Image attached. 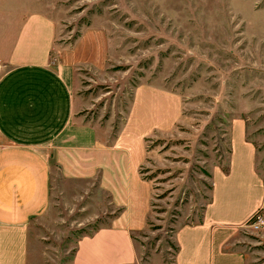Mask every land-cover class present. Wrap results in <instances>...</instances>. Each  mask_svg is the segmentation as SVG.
<instances>
[{
  "label": "rangeland",
  "instance_id": "rangeland-1",
  "mask_svg": "<svg viewBox=\"0 0 264 264\" xmlns=\"http://www.w3.org/2000/svg\"><path fill=\"white\" fill-rule=\"evenodd\" d=\"M46 1L58 28L50 65L68 78L74 120L142 156L151 190L148 223L133 233L138 264H173L176 229L199 222L213 169L228 168L235 117L264 178V0ZM77 185L83 194L59 183L35 220V264H73L78 239L117 211L96 181ZM250 224L227 249L264 264V226Z\"/></svg>",
  "mask_w": 264,
  "mask_h": 264
},
{
  "label": "crops",
  "instance_id": "crops-1",
  "mask_svg": "<svg viewBox=\"0 0 264 264\" xmlns=\"http://www.w3.org/2000/svg\"><path fill=\"white\" fill-rule=\"evenodd\" d=\"M57 29L48 1L0 0V264H35L34 222L52 206L57 185L74 195L82 193L77 184L94 181L117 211L107 226L78 239L72 263L138 264L133 233L150 217L142 156L74 120L68 78L50 65ZM230 145L228 170L212 171L203 221L175 231L173 264H246L244 251L227 248L264 208V178L242 117L231 121Z\"/></svg>",
  "mask_w": 264,
  "mask_h": 264
},
{
  "label": "built area",
  "instance_id": "built-area-1",
  "mask_svg": "<svg viewBox=\"0 0 264 264\" xmlns=\"http://www.w3.org/2000/svg\"><path fill=\"white\" fill-rule=\"evenodd\" d=\"M257 214V213H256ZM250 226L254 229H260L262 226H264V215H259L255 216L251 221H250Z\"/></svg>",
  "mask_w": 264,
  "mask_h": 264
},
{
  "label": "trees",
  "instance_id": "trees-1",
  "mask_svg": "<svg viewBox=\"0 0 264 264\" xmlns=\"http://www.w3.org/2000/svg\"><path fill=\"white\" fill-rule=\"evenodd\" d=\"M228 169H226V171H227ZM259 212V211H258ZM257 212V213H258ZM256 215V214H255ZM255 215L254 216H252L250 219H249V221L248 222H250L254 217H255ZM203 221V217L199 220V222L198 223H200V222H202Z\"/></svg>",
  "mask_w": 264,
  "mask_h": 264
}]
</instances>
